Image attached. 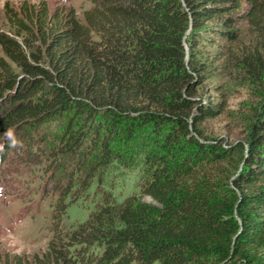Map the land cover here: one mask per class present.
<instances>
[{"label": "trees", "instance_id": "trees-1", "mask_svg": "<svg viewBox=\"0 0 264 264\" xmlns=\"http://www.w3.org/2000/svg\"><path fill=\"white\" fill-rule=\"evenodd\" d=\"M92 1L82 19L50 13L45 1L4 4L12 31L0 30V157L15 131L66 113L62 149L88 137L84 155L99 148L98 164L115 136L129 142L146 128L158 136L166 127V145L185 137L190 151L171 162L148 156L140 190L160 206L105 195L63 232L61 194L45 250L0 264H264V0ZM239 21L253 41L235 54L223 44L238 39ZM221 56L257 98L242 139L229 144L190 133L222 109L195 97Z\"/></svg>", "mask_w": 264, "mask_h": 264}, {"label": "rangeland", "instance_id": "rangeland-1", "mask_svg": "<svg viewBox=\"0 0 264 264\" xmlns=\"http://www.w3.org/2000/svg\"><path fill=\"white\" fill-rule=\"evenodd\" d=\"M25 1L36 4L45 1L50 13L73 10L83 18V11L92 5V0H0V30L12 31L4 13V4L18 9ZM246 1L243 2V6ZM237 40L223 45L231 52L239 50L253 41L245 21L235 24ZM218 74L203 81L196 98L211 104L221 103L222 109L212 117L197 123L202 134L198 136L192 128L190 133L203 140L234 143L241 140L251 106L257 98L253 88L227 65L228 56L215 58ZM69 114H58L46 118L32 127L15 131L11 144L0 157V260L7 262L15 254L32 259L41 254L52 236L51 211L58 196L65 193V211L60 229L68 232L85 220L104 199L105 195L114 203L126 196L161 204L141 192V182L151 172L154 159L151 154L167 157V162L181 159V154L190 151L187 138L180 137L176 145H166L162 128L156 136L150 128L143 129L137 138L126 142L123 136L112 139L113 155L103 165L98 164L97 148L85 156L92 147L86 137L81 146L66 151L60 145L64 139ZM79 126L76 124L73 130ZM121 133V132H120ZM125 135L122 131L121 134ZM98 246H92L97 248ZM151 264H158L155 260Z\"/></svg>", "mask_w": 264, "mask_h": 264}]
</instances>
